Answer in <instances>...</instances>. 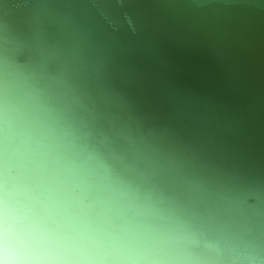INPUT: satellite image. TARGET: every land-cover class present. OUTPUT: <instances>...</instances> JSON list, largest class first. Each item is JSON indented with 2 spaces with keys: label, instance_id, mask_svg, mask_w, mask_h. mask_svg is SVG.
<instances>
[{
  "label": "water",
  "instance_id": "95a60500",
  "mask_svg": "<svg viewBox=\"0 0 264 264\" xmlns=\"http://www.w3.org/2000/svg\"><path fill=\"white\" fill-rule=\"evenodd\" d=\"M264 264V0H0V175Z\"/></svg>",
  "mask_w": 264,
  "mask_h": 264
},
{
  "label": "clouds",
  "instance_id": "9594fccd",
  "mask_svg": "<svg viewBox=\"0 0 264 264\" xmlns=\"http://www.w3.org/2000/svg\"><path fill=\"white\" fill-rule=\"evenodd\" d=\"M194 234L0 175V264H200Z\"/></svg>",
  "mask_w": 264,
  "mask_h": 264
}]
</instances>
